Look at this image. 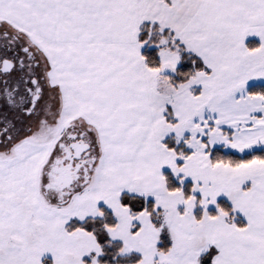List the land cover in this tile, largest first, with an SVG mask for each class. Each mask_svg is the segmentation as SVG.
<instances>
[{
	"label": "snow or ice",
	"instance_id": "snow-or-ice-1",
	"mask_svg": "<svg viewBox=\"0 0 264 264\" xmlns=\"http://www.w3.org/2000/svg\"><path fill=\"white\" fill-rule=\"evenodd\" d=\"M0 264H264V0H0Z\"/></svg>",
	"mask_w": 264,
	"mask_h": 264
}]
</instances>
